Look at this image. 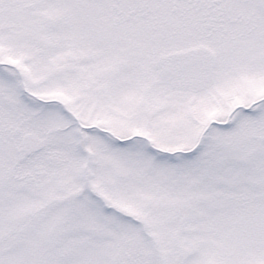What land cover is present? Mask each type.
Returning <instances> with one entry per match:
<instances>
[{"label": "snow or ice", "instance_id": "1", "mask_svg": "<svg viewBox=\"0 0 264 264\" xmlns=\"http://www.w3.org/2000/svg\"><path fill=\"white\" fill-rule=\"evenodd\" d=\"M0 264H264V0H0Z\"/></svg>", "mask_w": 264, "mask_h": 264}]
</instances>
